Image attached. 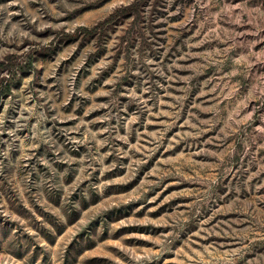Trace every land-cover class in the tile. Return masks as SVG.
Listing matches in <instances>:
<instances>
[{
    "label": "rangeland",
    "instance_id": "obj_1",
    "mask_svg": "<svg viewBox=\"0 0 264 264\" xmlns=\"http://www.w3.org/2000/svg\"><path fill=\"white\" fill-rule=\"evenodd\" d=\"M0 264H264V0H0Z\"/></svg>",
    "mask_w": 264,
    "mask_h": 264
}]
</instances>
